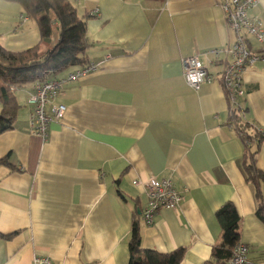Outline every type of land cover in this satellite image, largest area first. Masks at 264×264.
Wrapping results in <instances>:
<instances>
[{
	"label": "crops",
	"instance_id": "crops-1",
	"mask_svg": "<svg viewBox=\"0 0 264 264\" xmlns=\"http://www.w3.org/2000/svg\"><path fill=\"white\" fill-rule=\"evenodd\" d=\"M220 1H71L86 21L85 57L95 71L62 86L56 102L66 113L55 120L47 108L45 140L30 129L32 84L16 90L13 129L0 135V159L16 168L0 166V234L15 235L0 238V264H30L34 256L52 264H128L134 221L142 249H184L180 264H203L220 240L215 213L226 202L239 217L250 264H264V225L255 215L264 183L247 181L245 135L229 120L220 72L222 50L235 37ZM248 14L264 27V0ZM246 40L259 50L254 38ZM40 42L36 22L0 0L4 49L22 52ZM191 56L211 77L198 90L183 77L182 60ZM242 87L243 123L248 132L264 131L263 62L245 71ZM255 167L264 172V141ZM153 179H169L184 199L148 226L145 191L133 182Z\"/></svg>",
	"mask_w": 264,
	"mask_h": 264
},
{
	"label": "trees",
	"instance_id": "trees-1",
	"mask_svg": "<svg viewBox=\"0 0 264 264\" xmlns=\"http://www.w3.org/2000/svg\"><path fill=\"white\" fill-rule=\"evenodd\" d=\"M2 1L17 4L23 16L36 22L41 42L22 52H9L0 44V135L13 129L20 109L16 90L34 82L52 79L68 69L78 70L86 67L88 62L85 52L89 47L86 21L78 16L70 0ZM53 21L57 24L59 35L54 43L46 46L44 44L49 43L52 34ZM229 120H235L238 128L240 125L239 130L245 135L244 172L247 181L256 187L264 183V172L255 167L264 134L258 131L248 132L250 126L243 123L239 112L229 117ZM0 166H7L12 171L16 170L6 158L0 159ZM118 193L121 195L120 192ZM258 195H261L263 202L259 204L255 215L264 225V190H260ZM215 217L220 227V240L211 248L210 259L203 264H228L234 248L239 244V217L230 202L223 204L216 211ZM14 235L0 234V238L9 240ZM128 243V264H180L184 257V249L166 254L142 249L140 226L137 221L132 224Z\"/></svg>",
	"mask_w": 264,
	"mask_h": 264
},
{
	"label": "built area",
	"instance_id": "built-area-1",
	"mask_svg": "<svg viewBox=\"0 0 264 264\" xmlns=\"http://www.w3.org/2000/svg\"><path fill=\"white\" fill-rule=\"evenodd\" d=\"M257 3L258 0H221L219 3L227 27L235 37L233 44L222 50L224 59L220 72L223 91L228 99L229 117L242 110L240 101L245 95L242 87L245 71L257 62L264 63V27L257 18L248 14V11ZM247 36H251L259 44L260 48L257 52L249 49ZM219 52L221 51H212L215 57H218ZM94 71L95 67L89 64L74 70L66 77L34 82L27 95L31 131L45 140L48 137V125L51 121L47 108H50L52 118L55 120H62L66 113L65 106L56 102L62 93V86L68 81L79 80ZM182 71L186 84L194 90H198L202 84L211 81L207 68L197 56L183 59ZM231 124L235 126V120H231ZM259 132L264 134V131ZM133 185H140L145 191L147 203L141 214L148 226L154 225L159 210L164 208L178 210L184 199L169 179L161 181L153 179L145 183L134 181ZM30 264H52V262L47 257L34 256ZM228 264H250L248 248L244 244H238Z\"/></svg>",
	"mask_w": 264,
	"mask_h": 264
},
{
	"label": "rangeland",
	"instance_id": "rangeland-1",
	"mask_svg": "<svg viewBox=\"0 0 264 264\" xmlns=\"http://www.w3.org/2000/svg\"><path fill=\"white\" fill-rule=\"evenodd\" d=\"M59 32L57 30L56 26L52 27V35L50 37V40H53V43L56 41V39L58 38ZM53 79H56L55 77Z\"/></svg>",
	"mask_w": 264,
	"mask_h": 264
}]
</instances>
